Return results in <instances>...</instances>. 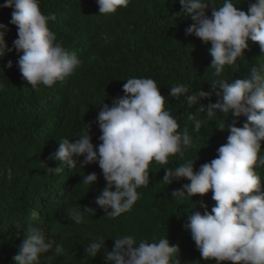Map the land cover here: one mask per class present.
I'll use <instances>...</instances> for the list:
<instances>
[{
    "label": "clouds",
    "instance_id": "1",
    "mask_svg": "<svg viewBox=\"0 0 264 264\" xmlns=\"http://www.w3.org/2000/svg\"><path fill=\"white\" fill-rule=\"evenodd\" d=\"M101 15L112 14L127 8L131 0H96ZM175 3V0H174ZM180 11L173 15L190 19L186 36L198 38L209 45L212 79L209 90L203 88L190 93L183 83L169 88L168 96L183 97L192 108L189 115L193 131L202 127L200 114L210 120L218 114L228 117L227 124L218 129L227 131V142L216 150L210 162L194 168L196 160L169 166V158L184 157L193 145V137L187 128L181 130L177 118L165 108V96L150 77H131L122 86L124 95L112 98L111 105L103 103L95 121L85 125L79 138L70 142L62 138L58 149L48 156L49 161L59 162L48 167L49 173L59 175L65 168L98 164L106 186L99 191L93 203L109 218L119 217L132 209L140 198L138 189L150 183V165H164L161 181L170 186L182 180L179 189L171 192L174 199H186L212 193L215 201L211 210L203 201L188 217L185 225L191 232L196 249L205 261L215 264H264V183L256 169L264 168V62L250 65L243 79L229 81L222 75L225 66H232L249 49V41L258 44L264 55V0H249L247 10H242L233 0H179ZM0 8H11L10 24L17 28V38L9 48L5 35L7 25L0 24V59L15 50L19 54L18 69L24 81L36 88L52 87L70 77L82 65L75 52L69 51L49 28L54 22L53 13L44 14L40 0H5ZM210 11V15H209ZM8 68L13 67L8 61ZM4 87L0 84V90ZM215 102L207 105V99ZM246 117L237 126L240 117ZM98 125L100 143L94 145L90 129ZM83 159H79V158ZM98 174L93 172L82 177V184L93 186ZM92 189V188H91ZM97 209L77 206L67 210L76 225L87 223V216L96 215ZM22 241L16 264H40L42 255L54 248L55 241L48 237L42 223L29 224L22 230ZM19 236V232H18ZM109 250L102 236L91 239L84 249L90 258L103 254L105 264H174L179 247L167 237L158 240H137L134 235L124 234L112 239ZM57 254L64 249L56 246Z\"/></svg>",
    "mask_w": 264,
    "mask_h": 264
},
{
    "label": "trees",
    "instance_id": "2",
    "mask_svg": "<svg viewBox=\"0 0 264 264\" xmlns=\"http://www.w3.org/2000/svg\"><path fill=\"white\" fill-rule=\"evenodd\" d=\"M5 0H0L3 4ZM219 5L222 0H216ZM247 10L249 0H233ZM179 0H131L127 8L101 15L96 0H40L44 14L53 13L49 28L57 40L81 59L82 65L73 75L52 87H31L21 77L13 50L0 59V264H16L22 241V230L29 224L42 223L45 233L55 241L54 248L40 258V264H105L103 254L90 258L84 254L87 243L98 236L111 250L119 235L131 234L139 241L169 238L179 247L174 264H215L205 261L196 249L191 232L185 227L196 203L203 201L208 210L214 206L212 193L186 199H174L171 192L179 189L182 180L168 186L161 179L164 165H150V183L138 189L140 198L128 212L109 218L93 201L105 186L98 164L83 169L77 165L55 175L47 171L59 162L48 156L58 149L62 138L75 142L85 125L95 121L103 103L111 105L112 98L124 95V80L131 77L154 79L165 98V108L177 118L181 130L187 128L193 145L183 158H169V166L196 160L195 169L216 157V150L227 142V131H220L228 117L217 115L209 119L200 114L202 127L193 131L189 115L199 106L189 108L183 100L168 96L169 88L179 82L189 87L190 93L203 88L209 90L214 79L210 66L209 45L194 36H186L190 19L173 15L180 11ZM11 8H0V24L7 25L5 41L9 48L17 38L16 26L10 24ZM210 15V11H209ZM8 61L13 67L8 68ZM264 62L258 44L249 41V49L232 66H225L223 76L243 79L251 64ZM205 99L204 105L215 102ZM246 117H240L242 126ZM94 145L100 143L97 124L90 129ZM264 153V144H262ZM79 159H83L82 157ZM264 183V168L256 169ZM98 174L93 186L83 185L82 177ZM92 188V189H91ZM77 206L97 209L87 216V223L76 225L67 210ZM19 232V236H18ZM63 248L57 254L55 247Z\"/></svg>",
    "mask_w": 264,
    "mask_h": 264
}]
</instances>
